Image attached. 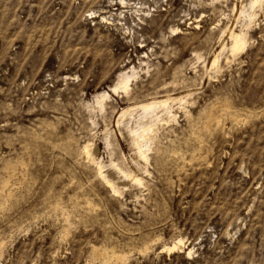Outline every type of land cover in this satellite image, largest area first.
<instances>
[{
  "label": "rangeland",
  "instance_id": "rangeland-1",
  "mask_svg": "<svg viewBox=\"0 0 264 264\" xmlns=\"http://www.w3.org/2000/svg\"><path fill=\"white\" fill-rule=\"evenodd\" d=\"M246 2L0 0V264H264V3L244 28ZM165 98L145 159L139 110L120 114Z\"/></svg>",
  "mask_w": 264,
  "mask_h": 264
},
{
  "label": "bare ground",
  "instance_id": "bare-ground-1",
  "mask_svg": "<svg viewBox=\"0 0 264 264\" xmlns=\"http://www.w3.org/2000/svg\"><path fill=\"white\" fill-rule=\"evenodd\" d=\"M246 1H247L246 4L244 3L245 5H243V7H242L243 8L242 13L240 12L241 14L244 15V17H242L240 13H239L240 14L239 16H241L243 19L245 18V20H244L245 23L244 24L242 23L243 27L249 28V27H251L250 25H251L252 21L255 20V18H254L255 17V7L257 5L259 6V4H261V3L263 4L264 0H246ZM256 9L258 10V8H256ZM235 22H237V21H235ZM244 28L240 32H235L233 30L231 31V29L229 28L231 31L229 34L231 35V39H232L231 51L233 54H238V52L243 51L248 44L247 43L248 42L247 41V39H248L247 38L248 37L247 31L248 30H246ZM224 49H223V51H224ZM216 61H217V59H216ZM131 78H132V76H129L124 72H121V73L115 75L114 77L110 78L109 84H108V89H105L101 92H97L93 96L98 107L100 109H103L105 107V100L108 99L112 94H115L120 90H123V92L124 91L128 92L131 88ZM169 102H170L169 98L160 99V100H151V101L140 103L137 105H132V106H129L127 108L124 107V110H122V112L120 114V120L122 122H124V121L128 120L129 117H133V113L137 109L139 110V112L136 111L137 115L134 117L133 126H127L124 133L126 134L125 136H127V140L129 142L130 146L132 148L138 149L139 154L142 157H144L145 159H148V156H147V151L143 147H144L145 143L147 144L149 141L152 140V138H153L152 135L155 133V130H156L158 124H160L161 122H164V121L170 122V121L176 120V115L173 113L172 107L170 106ZM87 148H89V147H87ZM86 151H88L87 153L91 154L90 153L91 149H90V151L88 149ZM91 152H93V156H94V154L98 155L100 150H99L98 146L94 144L92 146ZM91 156H92V154H91ZM97 164H98V168H99L100 173L105 177L106 181L108 183H110L111 185H113L116 182V179H115L116 174H115L114 169L111 167L110 170L106 174H103V169L106 168L107 166H111L110 165L111 163L106 162V163L102 164L101 162H97ZM135 181L141 183V179H139V178L135 179ZM100 250H96V253L98 254V256L104 255L107 263L112 264L114 262H118V260H116V258L121 259L120 256H117V253H116V256L113 257V256H110L108 253H102ZM120 261H119V263H120Z\"/></svg>",
  "mask_w": 264,
  "mask_h": 264
}]
</instances>
